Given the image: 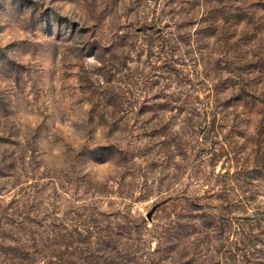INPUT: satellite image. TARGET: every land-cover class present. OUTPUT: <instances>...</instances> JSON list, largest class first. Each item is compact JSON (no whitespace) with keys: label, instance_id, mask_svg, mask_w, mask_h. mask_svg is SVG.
Returning <instances> with one entry per match:
<instances>
[{"label":"rangeland","instance_id":"374dc122","mask_svg":"<svg viewBox=\"0 0 264 264\" xmlns=\"http://www.w3.org/2000/svg\"><path fill=\"white\" fill-rule=\"evenodd\" d=\"M264 0H0V264H264Z\"/></svg>","mask_w":264,"mask_h":264},{"label":"trees","instance_id":"16d2710c","mask_svg":"<svg viewBox=\"0 0 264 264\" xmlns=\"http://www.w3.org/2000/svg\"><path fill=\"white\" fill-rule=\"evenodd\" d=\"M259 123H260V127H261V129L264 130V113H263V115H262L261 120L259 121ZM263 140H264V139H263ZM262 152H263L262 154H264V150H263ZM263 158H264V157H263Z\"/></svg>","mask_w":264,"mask_h":264}]
</instances>
